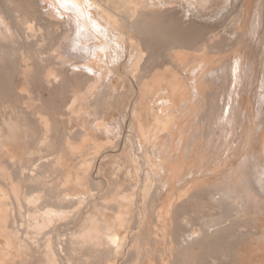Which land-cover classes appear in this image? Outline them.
I'll use <instances>...</instances> for the list:
<instances>
[{
  "label": "bare ground",
  "instance_id": "1",
  "mask_svg": "<svg viewBox=\"0 0 264 264\" xmlns=\"http://www.w3.org/2000/svg\"><path fill=\"white\" fill-rule=\"evenodd\" d=\"M7 1H9V5L12 8L8 7V5H7L8 3L6 2V0H0V66H1L0 68L4 67V69L6 70L7 68L8 69L10 68L9 65L12 67L11 63L9 65L7 64L6 55H8L10 53L12 55V53H14V52L16 53V51L19 50V51H17V53L21 52L22 58L20 56L21 54L20 55H19V53L18 54L16 53V54L20 56V58L23 61V64L20 68H18L19 69L18 70L19 71L18 76H20V78L22 79L23 84L21 82L22 85L20 87L16 88V84L14 86L13 85L10 86L6 82V81L10 82L12 77L9 80H7V79L1 80L0 79V264H73L75 259H77V261H79L82 258L81 256H80L81 257L80 258V257H77L75 255V253H77L78 251H80L81 253H84V256L88 260H91V259L87 258L90 256H92V257L95 256L99 259H104V264H156L154 262H158L159 264H185V263H187V261L188 262L191 261L192 264H195L198 261H199L198 264H208L209 262H211L212 264H264V227L262 229H259L257 226L251 225V223L249 225L248 224L249 221L246 222L244 219L240 220L237 217L238 214L241 212L244 214L248 213V216H249V214L252 213V215H255V216L257 215V217L259 215L264 214V125L260 122V115H261L262 111H260V109H258V108H257L258 110L256 109L257 113L254 116H255V119H256L255 122L257 125L256 136L259 140H257V142L255 143L256 146L253 147L252 150L250 151L249 157H247L250 159V160H248V163H247L248 166L244 165V167H243L244 169L238 170L236 173L239 172V174L236 175L234 173V176L232 177L231 181L229 182V187H227L226 190H225V188H223L219 185L213 186V184L202 185L200 187H197V185L196 186L194 185L190 188L189 191L187 190V193L184 192V195H182V194L178 195L177 194L178 199H179L177 201V203L175 205L173 203H169V206H171V207L173 205L175 206V207L173 206L175 213L171 217V220L167 221L168 223L165 221L163 224L161 223L162 225H159L160 222L158 220H157L158 224L156 223V221H155L156 217H153L154 220L146 221L145 216H146V214L148 215V213H146L145 212L146 210L143 209L145 207H143V205L141 206V202H143V203L145 202L150 188L152 191V188L155 186V183L159 184V182H160L164 186H168V185L169 186L170 185L171 186H181V184L183 185L184 180H187V181H189V183L190 182L192 183L193 180H197V179L202 178L203 174L205 173L204 169H203L204 167L202 166L203 164L201 165V163H204L206 161V158H202L201 160H198L199 158L196 159V156L190 155L191 157H189V159H190L189 169H188V172L186 174H184L185 178H182V179L180 177L177 178V171H178V169L182 168L181 166L183 165L182 164L183 159H185V157L188 155L186 150L188 149V145H190L191 141L187 146L183 145L180 148L181 150L186 151L185 152V154H187L186 156H180L177 160L175 159L174 161L171 160L172 159L171 155H165L164 156L161 153V155H163L164 157L160 156L159 152L157 151V149H159V146H160L158 144L159 142L156 143L155 141H153L152 137L155 136L154 140H156L158 138L157 132L159 130H161L162 127L164 126L163 122H159L158 118L167 117L168 115H170L168 112L170 107H164L163 106V108H161V112H160L158 110L161 106H158L157 104L159 102H162L163 104H165L166 103L165 101L171 102L173 100V98L174 99H179V97L182 98L184 96V94L188 95L189 90H191V91L195 90V93H197V94H198V92L201 93L202 87L205 88L204 86L209 84V83L208 84L205 83L206 85L202 86V83L204 82V80L208 79L212 83L215 82V80H218V82H219L218 85L221 84V87L224 86L225 89L224 88L223 89L225 90V93H226V95H225L226 96L225 106L236 107L233 103L235 101H237V98H236V96L238 95L237 90H238L240 85L245 84L244 83L245 77L243 78V75H242L243 68L245 66L244 63H246V62H244V59L246 58L245 57V51L243 49H238L239 51L238 52L236 51L237 54L235 52V55L232 57L233 59H232V62L230 64H228V62H225V60L223 61V59H222L223 64L221 63L220 60H219V63H221V64H218L217 63L218 61H217L216 65L217 64L221 65L219 68H217L218 66L214 65L211 62L212 60L209 61L206 58L207 57L206 56L207 54L205 53L206 47L205 48L200 47L202 50V53L198 54L199 58H197V56H196V59H198L197 60L198 62L193 63L190 67H189V65H185L186 67L183 65V64H186V62L183 61L184 58L182 57V55L180 53H177L174 56L175 60H177L179 63L182 64V68L184 69V71L186 70L188 72L187 74L192 73V76L194 77L192 79L195 80V83L192 86L183 87V85H181L179 83V81L175 82V79H177L178 77H180V75L183 74V73L181 74V72L175 74L173 77H176V78H174V79L172 78V80L169 79L168 82H166V80H168V79H166L165 82L159 83L158 82L159 79L157 78V76H154L155 80L151 83L152 87L155 88V86H156L157 89L155 88V90L158 91V95H159V93H161L163 91L166 94V96L163 95V93H162L159 98L154 99L155 100L154 102L159 107L158 108L156 106L157 112H155L156 109L154 111V108H153L155 103L153 104V106H149L150 108H148V107H147L148 109L146 108V106L151 102L150 100L152 99V97L155 98L152 94L157 93L155 91L152 92V94H151L152 96H150V98H148V99H150L149 100L150 102L147 105H145V107H144L146 110L145 111L143 109L142 110L145 113L147 111V113H146L147 114V116H146L147 121L152 122L153 125H157L158 122H159V124L157 126H155L154 128L152 127V129H150L148 127L146 128V133L144 135L145 137L147 136V138H145V140H146L145 146H144L142 140L140 141V142H142V143H140V144H142L141 145L142 147L140 149H143L144 151L143 150L142 151L145 152V154H143V152L141 153L142 157H143V158L141 157L142 159H140L141 154H139V157H138L139 152L134 153L131 150V152L134 154H132V155L130 154L131 156L129 157L128 163H129V165L130 164L131 165H130V167H128V168H130V169H128V174L130 175V173H132V172L135 173V178L133 177L134 181L132 180V182H129L126 184L124 183L125 186L127 184L130 185V183H131V187H129V188L131 189V191L133 193H135L142 186V184H140L137 181L138 179H136V178H141L140 176H142L144 174L145 178L143 179V181H144L143 189L145 191L142 195H140V193L133 194L130 191V189L128 191H125V192H121V191L118 192V190L115 187L117 192L116 191L113 192V189L111 190V188H112V186H111L108 189L109 192L111 190V193L104 200L108 201L110 204H117L118 206L114 205V206H116L117 210L111 209L110 207H108V205L104 207L103 204H101V203L97 204L96 203L97 205L94 204V208L91 209V211H89V213L85 216L82 213H80L82 208L84 207V205L82 203H84L86 200V202L84 203L85 205L92 204L93 201L97 198V197H94L95 196L94 189H92V190L90 189V188H92V187H90V185L92 184V183L90 184V182H92V180L89 177V174H88L89 171L86 172L83 169V171L81 172L80 170H78V168L75 165L77 162L75 164H73L70 160H67V158L64 156H65L66 151L67 152L69 151L70 155L76 156L77 158L74 157L75 159H78V157H80V156H85L87 151H91V153L92 152L93 153L94 152L100 153L103 150L102 149L103 144L101 143V141H99L96 138H94V140L91 142L89 141V139L87 137L77 139V137L74 136L75 134L72 136V134H73V131H72V134L69 132L71 135L68 134L63 139L64 140L63 143H65V149H60V146H58L59 147L58 148V151H59L58 156L56 154L57 151L55 152L56 155L53 154L54 156H57V157H54L55 159L53 158L55 161H53V159L51 158L52 162H54V163H52V165H51V163L48 162L51 160H48L49 158H47V156H46V159L48 161H46V160L43 161L44 157L40 156V155H44V154H41V152L43 151L44 148L51 146V143L53 142L52 140L56 139L55 138L56 131L54 130V125L52 122L53 120L51 117H49V114L44 112L46 107L50 108V109L51 108L54 109L53 103L45 102V104H43L42 91L37 92V94H38L37 96H39L37 104L34 103L33 98L29 97L27 99L26 97H23V96L25 95L27 86L30 84L31 79L34 76H37L39 78V80L41 81L42 85L47 86L49 89H53V88L59 89L62 86L64 88V85H66L68 82V77L71 76V77H77L78 78L79 76H82L86 80H88V82H89V85L86 87V92H85V94H83V93H80V91L82 92V90H79V89H78L79 91L75 90L73 93H71V95L73 94V99L71 100V103L67 106V109L71 110V112L73 111L74 114L77 115L82 109V105L77 106V102H78L77 98H79L80 96L83 97L85 95L88 96V94L89 95L95 94L97 99L98 98L100 99L101 93H103V92L99 91V84L103 81V79L95 74V72H97L98 69L96 68V65L94 64L93 61L78 62V61H75L72 58H70V56H67L68 54L64 55L65 52L58 53L57 51H55L54 53H50L51 59L53 61L59 62L61 64L60 68L57 67L56 65H53V64L46 65L45 61L47 60V57H46V54H44L46 52H44L43 47L47 42L45 41L46 35L44 32H42L43 28L41 26H39V27L36 26L37 28H35V26H34L36 24L35 20H37V19L36 18H34V19L30 18V16H29L30 14H27L29 11L27 13H24L26 11H24L22 13V11L20 12V10L17 6H15V5L12 6V3H14L13 1H10V0H7ZM69 1H71V4L74 6H77L80 3H83L88 8H91V7L96 8L95 7L96 5L92 4L91 0H69ZM165 1H166V2H164L165 4L163 3L164 4L163 8L165 5L168 4L167 3L168 1L167 0H165ZM176 1H178V0H176ZM181 1L182 0H180L179 3H182ZM198 1L200 2V4H203L205 6V4L207 5V3L210 0H197V2ZM221 1H225V0H221ZM47 2L48 3L50 2V4H51L52 2H55V0H38V6H39L40 10L42 11L43 16L45 14L47 15V13L44 12V9L46 8L45 4ZM183 2H185V0ZM188 2H192V1H188ZM240 2L242 3V4H239V5H241L240 6L241 11L244 12L245 9L249 12L251 11V9L253 7V4H252L253 2H251V0H241ZM174 3L175 2H173V4ZM160 4H162V3H160ZM169 4H170V2H169ZM173 4H172V0H171L170 5H173ZM175 4H177V2ZM19 5H21V4H19ZM214 5L215 4H213V6ZM219 5H220V3H219ZM235 5H237V3L233 4L232 7H234ZM190 6L193 7L192 5H190ZM190 6H189V9L191 8ZM259 6H260V3H259ZM172 7H174V6H172ZM225 7H227V5L226 6L224 5V8ZM232 7H230V8L227 7L228 8V9L226 8L227 10L222 9V11L220 12V16L218 18H217V15L214 14L215 12L212 14H209V15L207 14L208 17H206V18H208V19L210 18V20L213 23H217V24L220 23V25L221 24L224 25L223 23H225L226 19L228 18L229 12L232 14V12H231L232 10H230ZM165 8L167 11L172 10L171 7H169V6H167V7L165 6ZM180 8L183 11L182 7H179V10H180ZM215 8H217V7H215ZM260 8H261V6H260ZM175 9L176 8H174L173 10H175ZM220 9L221 8H219V11H220ZM256 9H257V7H256ZM162 10L165 11V9H162ZM176 10H178V9H176ZM199 10H200V8H199ZM212 10H214V9H212ZM186 11L187 10H185V14H183L181 12L180 13L183 15H186ZM188 11H189L188 13H190V10H188ZM30 12H32V11H30ZM140 12H142V11H140ZM144 12H146V11H144ZM157 12H159V11H157ZM251 12H250V14H251ZM149 13H151V12H149ZM152 13H155V11L154 12L152 11ZM163 13H165V12H163ZM106 14L110 15L111 18H113V16L116 18L119 17L117 13L112 12V11H111V13L106 12ZM142 14L144 15V13H142ZM142 14H139V15H142ZM147 14H148V12H147ZM158 14L160 16L161 13H158ZM231 14H230V16H231ZM56 15L54 13H52L51 16H49V15H47V16L52 17V19L55 22L59 23L60 17L58 16L59 17V19H58ZM97 15L98 16H95V14L92 15V17L89 19V21L91 23H93V22H96L98 20L103 19L107 25V30H108L111 26L110 25L111 23L106 20L104 13L98 10ZM191 16H195V19L197 18L196 13L195 14H193V12L190 13L189 17H191ZM240 16H242V15H240ZM249 16H250V19H249L248 24H250V20H251L252 15H249ZM184 17H186V16H184ZM262 17H263V15H262ZM43 18H39V19L44 21ZM120 18H121V16H120ZM125 18H127V17L125 16ZM132 18H133V16H132ZM156 18H157V16H156ZM203 18H204V22H207V19L205 21V17H203ZM63 19H64V22L69 23V21L66 17H64ZM239 19H240V17H239ZM239 19H237V20H239ZM126 20L125 19L122 20L121 23L125 24L126 25L125 27H127L130 31H131V29H133L136 33H138V31L141 30V29H139V30L137 29L138 28L137 26L139 25V23L135 22V21H137V18H136V20L134 19V23L132 20H129V19L127 21ZM186 21L187 20L185 18L184 22H186ZM187 23H188V21H187ZM242 23L243 22H241L240 26H242ZM236 24H237V22H236ZM250 25H248V26H250ZM237 26H239V25H237ZM158 29H160V28H158ZM237 30L241 31V27H239V29H237ZM237 30H235V32ZM87 31L89 32V28L87 29ZM212 31H214V30H211V32ZM249 31H250V29H249ZM135 32L134 33L132 32V33L135 34ZM232 32H233V30H232ZM127 33L129 34V31ZM236 33H237V36H235L233 38L230 36L226 37V35H225V37L227 38V40L228 39L232 40V41H228L229 46L231 45L233 47L239 48L240 44L242 43L241 40L243 39V34L245 32L239 33V31H238ZM128 34H127V37H128ZM213 34L214 35H211V36L215 40V37H217L218 34H215L214 32H213ZM233 34L236 35L235 33H233ZM246 34H247V30H246ZM141 35H143V33ZM159 35H160V31H159ZM149 36L150 35H148V37ZM133 38L135 39L134 35H133ZM213 38H211V39H213ZM226 38H224V40ZM249 38H251L250 35H249ZM138 39H141V38L138 37ZM161 40H165V37H161ZM173 40H172V43H174ZM196 41L199 44L198 39L195 40V42L193 41L194 44L196 43V45H197ZM193 42H191V44ZM144 43H145V41H144ZM225 43H226V41H225ZM76 44L78 45L79 43H76ZM171 44L169 43L168 47ZM191 46H193V44ZM191 46H189V48ZM231 46L230 47L227 46V47L231 48ZM31 47H36V49L39 48V50H40V51L39 50L34 51L32 48V50L34 51L33 54H35V56H37V53L39 54L38 57L40 59L39 61H41L40 64L44 66V67L42 66L43 67L42 70H36L37 66L35 67L34 64L31 62L34 58V57L32 58L33 55L31 56L29 54L32 51L28 52L31 49ZM68 47H70V46H68ZM172 47H173V45L169 48L171 49ZM10 49H11V51L12 50H15V51L11 52ZM79 49H80V51L83 49L85 50L84 43L79 44ZM191 49H194V48L191 47ZM137 50H138L137 55H135V56H137V58H139V57H141L140 55H143V53H147L148 47H147V45L140 43V48ZM9 51H10V53H9ZM196 52H198V51H196ZM13 56H15V55H13ZM148 57H150L151 59L153 58L152 55H148ZM192 57H193V55H192ZM65 58L68 59L67 62L65 61ZM150 58H148V63H150ZM196 59H194V60H196ZM225 59H226V57H225ZM215 60H218V59H215ZM10 62H12V61H10ZM187 64H188V62H187ZM14 67H16V65H14ZM156 70H157V68H156ZM13 71H15V69ZM141 71L142 70L137 71L136 73L139 74V72L141 73ZM179 71H181V70H179ZM7 72H10V71H7ZM154 72L156 73V71H154ZM10 73H12V72H10ZM13 73H15V72H13ZM136 73L133 75V77H134L133 79H135V78L138 79L139 84L144 85L146 87V85H145L146 83L142 84L143 82H145V81H143L144 78L140 79V76L137 77L138 74H136ZM210 75H211V77H210ZM6 76H7V74H6ZM8 76H9V73H8ZM129 79H130V77H129ZM4 80H5V82H4ZM147 83L149 84V82H147ZM153 85H155V86H153ZM216 85H214V86H216ZM214 86H212V87H214ZM262 87H263V89L259 94V103L261 105L264 104V77L262 80ZM112 88L113 89H111V90H116V86L112 85ZM207 88H208V86H206V88L204 90H206ZM210 88H211V85H210ZM221 90H222V88H221ZM213 91H215V90H213ZM239 91L241 92V90H239ZM147 92H148V94L150 93L149 91H147ZM179 92H181L183 94H180L179 96H177L176 93H179ZM217 92H219V90ZM223 92H222V94H223ZM143 93H145V92L142 91V94ZM162 95H163V97H162ZM234 95H236V96H234ZM221 96L222 95H220V97ZM148 97H149V95H148ZM220 99H222V98H220ZM207 102H208V100H207ZM145 103H146V101H145ZM209 103L211 104L210 100H209ZM209 103H208V105H209ZM221 103L223 104V100L221 101ZM57 104H59V103H57ZM150 105H151V103H150ZM208 105H206L205 107H207ZM214 106H215V103H214ZM18 107H19V109H18ZM209 107H210V105H209ZM219 107H221V106H219ZM219 107H217V108L219 109ZM17 109L19 111H16ZM84 111H86V110H84ZM204 111H207V110H204ZM67 112H69V111H67ZM150 113L152 115H150ZM206 113L204 112V114H206ZM85 114H87V113H85ZM146 114H144V115H146ZM60 115H62V114H60ZM72 115L69 117H72ZM206 115H208V113ZM200 116L198 117L199 118L198 120H200ZM63 117H64V115H63ZM69 117H67V119ZM91 117H92V115L90 116V118ZM151 117H152V119H151ZM96 118H97V116H96ZM261 119H262V117H261ZM30 120L35 121L38 124V126L40 127L39 132L42 136L41 139L39 138L40 142L38 141L40 143V146H39L40 154L39 155H37L38 153L36 154L37 156H40V157L34 158V160H30V161H29V159H27V162H25L24 157H25L26 153H32L30 150L31 148L30 147L28 148L26 146L28 136H29V129L28 128H29ZM69 120H71V119H69ZM59 123H60V121H59ZM97 123H99V122L97 121ZM227 123L231 129L234 127L232 120L229 119ZM97 125H99V124H97ZM100 128H102V127L100 126ZM103 128H104V126H103ZM234 129H235V127H234ZM96 130H97V128H96ZM105 130L109 131L107 126H105ZM232 132H233V130H232ZM60 133H62V131ZM159 133H160V131L158 132V134ZM38 134H37V136H38ZM88 134L91 135L90 133H88ZM94 134H97V133L94 132ZM230 134H232V133H230ZM37 136L35 138H37ZM62 136H63V134H62ZM91 136H93V135H91ZM230 137H232V136H230ZM20 138L23 139L25 141V143L21 142ZM62 138H60V141ZM142 139L144 140V138H142ZM30 140H32V139H30ZM30 140H29V143H30ZM229 140H230V138H229ZM32 142H34V141H32ZM207 142H208V144L206 145L205 148H207V146L209 148V145L212 143L211 140H209ZM58 145H60V144H58ZM146 146H147V148L145 149L144 147H146ZM31 147H32V145H31ZM34 147H33V149L35 151ZM234 148H235V146H233V149ZM201 149H204V148H201ZM181 150H179V151L181 152ZM189 150H190V148H189ZM201 153H202V151H201ZM100 156H98L97 158L99 159ZM118 157H120V156H118ZM204 157H205V154H204ZM80 159L82 160V158H80ZM185 161H186V159H185ZM217 161H219V160H217ZM97 162H98V160H97ZM99 162H100V160H99ZM86 163H87V161L85 162V164ZM118 163H120V161ZM118 163L116 165H118ZM82 164H83V162H82ZM78 166H80V163ZM87 166H89V165H87ZM90 166H91V164H90ZM95 166H97V165H95ZM126 166L127 165H125L124 167H126ZM89 167H88V170H90V168H91V167L90 168ZM145 167H147V170L145 169ZM217 167H220V169L222 170V167L220 165H218ZM50 168H52L51 171L53 173V174L52 173L49 174L50 176L51 175L55 176V174H56V173L54 174L55 169L58 172L60 171L62 174L61 177L58 179H56L57 177L55 176V179L58 180L55 182V185H56V188L54 187L55 190H50L46 186V185H49L51 183L54 184V180H52L54 178L53 176H52L53 178L51 179L52 181L46 180V177H47L48 172L50 171L49 170ZM57 168L60 170H58ZM100 168L101 167H99V169ZM122 168H123V166H122ZM79 169H82V168L80 167ZM86 169H87V167H86ZM96 169H97V167H96ZM206 169H207V167H206ZM217 169H216V171H217ZM116 170H118V169L116 168ZM119 171H120V169H119ZM209 171H210V169H209ZM141 173H143V174L140 175ZM162 173L164 174L163 175L164 177L163 178L160 177V179H159L158 175L160 176V174H162ZM182 173H183V171H182ZM97 175H99V174H97ZM117 175H118V173H117ZM120 176H121V174H120ZM156 176L158 177L157 179H159L160 181L155 182ZM179 176H181V175H179ZM102 177H104V175ZM130 177H131V175H130ZM130 177H129V180L131 179ZM175 177L177 179H175ZM49 178H51V177H49ZM127 178H125V179H127ZM204 178H206V177H204ZM121 179H123V178H121ZM125 179H124V181H125ZM201 180H204V179H201ZM205 180H207V179H205ZM36 181L42 182V185H43V186H41L42 188H39L41 185L40 182H39L38 188H37V185L35 186ZM105 181H103V182L105 183ZM169 181H171V183H169ZM106 182H108V180ZM202 182L203 181H201L200 183H202ZM109 183H111V181ZM119 183H118V185H119ZM97 184H99V182ZM112 184H110V185H112ZM204 184H206V183H204ZM221 184H222V182H221ZM100 186H99V189H101V188L103 189V187L100 188ZM226 186H228V185H226ZM161 187L163 188V186H161ZM161 187L159 186L158 189H160ZM97 188H98V186H97ZM172 188H174V187H172ZM96 189H95V191H96ZM167 189L168 188H166L164 190L167 191ZM175 189H177V187ZM181 189H182V186H181ZM124 190H125V188H124ZM161 190L163 191V189H161ZM92 191H93V194H92ZM97 191H99V190H97ZM105 191L106 190H104V192ZM157 191H159V190H157ZM160 192H158V193H160ZM96 193H99V192H96ZM130 193H132V194H130ZM153 193H155V192H153ZM158 193H156V195ZM162 193L160 194L161 196H163ZM166 194H164V195H166ZM106 195L107 194H105V196ZM103 196L100 197L101 200H102V198H105ZM170 197H169V199H170ZM171 199H174V198H171ZM194 200H198V201L204 203L205 205L211 207L215 211L216 210L219 211V214L217 213L218 216L214 215L215 217H213V219H210V220H208V217H207V220H205V221H204V218H205L204 217L203 220L201 221V222H203V221L204 222L201 225L200 224L199 225H195V224L191 225V221H187V219L189 217L186 216V213L188 214V212H186L185 216H184V218L186 217L187 219H183L182 216H180V215H182V214H180V211H183V209L187 210L189 207H191L192 201H194ZM169 201H172V200H169ZM164 203H165V200H164ZM79 204H81V205H79ZM82 205H83V207H82ZM100 205H102L103 207H101ZM146 205L147 204H145V206ZM167 205H168V203H167ZM137 206L139 209L138 208L135 209ZM169 206H168V209H169ZM30 207H32V209ZM171 207H170V209H171ZM109 209L112 210L111 213L108 212ZM161 210L163 211V209H161ZM83 211H84V209H83ZM197 211H195V212H197ZM171 212H173V209ZM159 213H160V217H161L162 212H159ZM199 214H200V212H199ZM214 214H216V213L214 212ZM201 215H203V214H201ZM196 216H198V215H196ZM245 216H247V215H245ZM24 218H26V220H24ZM162 218H160V219H162ZM209 218H212V217H209ZM77 219H78V224L81 223V227L78 228L77 227L78 224H77L76 230H73L75 227L72 228V233L70 232L69 229L66 230V233H63V236H66L64 234H68L69 232H70L69 235L70 234L71 235L67 236L69 238H63L61 233H59L60 230L63 228V226L69 227L68 224H71L72 222H76ZM164 219H166V218L164 217L163 220ZM243 220L245 222H242ZM246 220H248V217L246 218ZM255 220L259 222V220H257V219H255ZM262 220H263V218H262ZM179 223L186 224L183 226L184 227L186 226L187 229H184V228H182V230L181 229L180 230L175 229L174 225L179 224ZM146 225H147V227L150 225H154L155 233H154V231H152V229H150L151 231H147L148 232V234H147V232L144 230ZM158 226H160V228H158ZM156 227L158 229H161L162 233L160 232L161 230L156 229ZM148 229H149V227H148ZM144 232H146V233L144 234ZM47 234H53V235H51L53 237L49 238L47 240L41 241V238L46 236ZM151 234L152 235L155 234L156 236L158 235L159 238H161V236H163V239H165L163 241H165V242L167 241L166 243L165 242L164 243L167 244L168 247L167 248L165 247L166 249L161 251L162 249H160V248L158 249L160 241H158L156 239V241H158V244L156 243L157 245H155V248H154V246H153L154 244L152 245L150 242L151 239L149 240L147 238V236H149V235H150L149 238H151V236H152ZM159 235H161V236H159ZM61 236L63 239H58V237L60 238ZM36 237H38V240H35V239H37ZM212 238L216 239V241L214 243V246L216 249L215 255H210V254H208V252L206 254L201 255L199 250L202 249L204 244L210 242V240ZM245 242H252L253 243L252 245H254V247L256 248V253L253 254V256L250 258L247 257L249 259L247 262L242 261L241 258H240L241 260L237 261V260H235L237 258L234 259V256L236 255V253L233 252L231 250V248H233L232 247L233 245H242L243 246V244ZM149 246L153 247L154 251H151V248ZM212 247L211 248L209 247L210 250L212 249ZM158 251H161L162 254L160 256V259L158 261H156L155 258L151 257V254L153 252H158ZM74 255L76 256L75 259H74ZM78 258H79V260H78ZM84 258L82 259L83 262L86 261V259H84ZM82 261H80V262H82ZM80 262H79V264H80ZM90 262L88 261V263H90ZM85 263H87V262H85ZM77 264H78V262H77Z\"/></svg>",
  "mask_w": 264,
  "mask_h": 264
},
{
  "label": "rangeland",
  "instance_id": "2",
  "mask_svg": "<svg viewBox=\"0 0 264 264\" xmlns=\"http://www.w3.org/2000/svg\"><path fill=\"white\" fill-rule=\"evenodd\" d=\"M10 1L14 2V3H12V6H14V5L17 6L19 8L20 12L22 11V13H23L24 11H26L24 13H27L29 11L27 14H30L29 15L30 18H32V19L36 18L37 19V20H35L36 24L34 23L35 28H37L36 26H38V27L41 26L43 28L42 32L45 33V35H46L45 41L47 42L43 47L44 52H46L44 54H46V57H47V60L45 61L46 65L53 64V65H56L57 67L60 68L61 64L59 62L53 61L51 59L50 53H54L55 51H57L58 53L65 52L64 55L68 54L67 56H70V58H72L73 60L78 61V62L93 61L94 64L96 65V68L98 69V71L95 72V74L103 79V81L99 84V91L103 92V93H101L100 99L98 98L99 100L97 99L95 94H93V95L88 94L89 97L87 95H85L83 97L80 96L79 98H77L78 99L77 106L82 105V109L77 115L74 114L73 111H72L73 112L72 113L71 110L67 109V106L71 103V100L73 99V94L71 95V93H73L75 90H78V89L82 90V92L80 91V93L85 94L86 87L89 85V82H88V80H86L82 76H79L78 78L77 77H71V76L68 77V82L66 84L67 86L64 85V88L62 86L59 89L58 88L49 89L47 86L42 85L41 81L39 80V78L37 76H34L32 78L33 80L31 79L30 84L27 86L25 95L23 96V97H26L27 99L29 97L33 98L34 103L37 104L38 99H39V96H37L38 95L37 92L42 91L43 104H45V102L53 103L54 109L53 108L50 109V108L46 107L44 112L49 114V117H51L53 120L52 122L54 125V130L56 131V135H55L56 139L52 140L53 142L51 143V146L47 145L48 147L44 148L43 151L41 152V154H44V155H40V156L44 157L43 161L51 160V161H48L49 163H51V165H52V163H54V162H52V159L54 157L58 156V152H59L58 146H60V149H65V143H63V141H64L63 139L68 134L71 135L72 131H73L72 136L75 134L74 136H76L77 139L87 137L89 139V141L91 142L94 140V138H96L99 141H101V143L103 144L102 145L103 146L102 147L103 152L101 151L102 153L101 152L100 153H97V152L91 153V151H87L88 153L86 152L85 156H80V157H78V159H75V158H77L76 156L70 155L69 151L65 152L64 157H66L67 160H70L73 164H75L77 162L75 165L78 168V170H80L81 172L83 171V169L86 172L89 171L88 174H89L90 179L92 180V182H90V184L92 183L90 185V187H92V188H90V189L91 190L94 189V194H95L94 197H97L93 201L92 204H87L88 206L84 204L86 202V200H85V202L82 203L84 205V207L82 205L83 208H82L80 213H82L83 215L86 216L89 213V211H91V209L94 208V204H96V203L97 204L101 203V204H103L104 207L108 205V207H110L111 209L117 210L116 209V206H118L117 204H110L108 201H106L104 199H106V197H108L110 195L112 189H113V192H115V191L117 192V190H118V192L119 191L125 192V191H128L130 189L129 187H131V183H130V185L127 184L126 186H125V184L132 182V180L135 178V173H133V172H132L133 174L130 173L131 177L128 174V169H130L128 167H130V165H131V164L129 165V163H128L129 157L132 154H134L135 152L136 153L139 152L138 153V157H139V154H141L144 151L143 149H140L142 147L141 146L142 144H140V143L143 142L144 146L146 144L145 138H147V136L146 137L144 136L146 133V128L148 127L150 129H152V127L154 128L155 126H157L159 124V122H163L164 126L162 127L161 130H159L160 131L159 134H158L159 131L157 132L158 138L156 140H154L155 136H153L152 140L155 141L156 143L159 142L158 144L160 146H159V149H157V151L159 152L160 156L164 157L165 155H171L172 156L171 160L174 161L175 159L177 160L180 156H186L187 154L189 155V156L187 155L188 157L187 156L185 157L187 162L185 161V159H183V163H182L183 165L181 166L182 168L178 169V171H177V178L178 177H180L181 179L185 178L184 174H186L188 172V169H189V162H190L189 157L196 156V159L199 158L198 160H201L202 158H206L207 162L205 161L204 163H201V165L203 164L202 166L204 167L203 169L205 172L203 174L202 178L197 179V180H193L192 183L191 182L189 183V181L184 180L183 185L181 184L182 189H181V186H171V185L170 186L169 185L164 186L160 182H159V184L155 183V186L153 187L154 189L152 188V191L150 188L145 202L144 203L141 202V206L143 205V207H145V208H143V207L142 208L144 210H146L145 211L146 213H148V215L146 214V216H145L146 221L154 220L153 217H156L155 221L157 224H158V221L160 222L159 225H162L165 221L166 222L170 221L171 217L175 213L174 212V207H175L174 205L179 200L178 199L179 194L184 195V192L187 193V190L189 191L190 188L194 185L195 186L197 185V187H200L202 185L213 184V186L219 185V186L225 188V190H226L227 187H229V182L231 181L232 177L234 176V173L237 175V174H239V172L238 173H236V172L238 170L244 169L243 168L244 165L248 166L247 163H248V160H250V159L247 157H249L250 151L252 150L253 147L256 146L255 143L257 142V140H259L256 136L257 125L255 122L256 119L254 116L257 113L258 109H260V111H262L261 115H260V122L264 125V114H263L264 113L263 112L264 111V104L261 105L259 103V94L263 89L262 80L264 77V69H263L264 68V0H251V2H253L252 3L253 7L251 9L252 12L250 11L251 14L246 9L244 10V12L241 11V8H240L241 5H239V4H242L240 2L241 0H230V1L229 0L228 1L227 0H225V1L210 0L208 2L209 4L207 3L208 6L210 5L209 7L206 4H205V6L203 4H200L199 1L197 2V0H188V1H192V2H188L187 0H185V2H183L184 0H182L181 2L183 4L179 3L180 0H178V1L172 0V4H173V2H175V3L177 2V4L174 3L175 5L174 4L170 5L171 0H167L168 4L165 5L166 7L169 6V7H171L172 10L174 8L178 9V10L175 9L173 11L172 10L167 11L165 6L163 8V5L165 4L164 2H166L165 0H161V1L160 0H91L92 4L96 5L95 6L96 8H92V7L88 8L83 3H80L77 6H74L71 4V1H69V0H55V2H52L51 4H50V2L49 3L47 2L45 4L46 8L44 9V12L47 13V15H49V16H51L52 13H54L55 15L57 14L56 15L57 18L59 19V17H60L59 23L55 22L52 19V17H49L46 14L43 16V13L38 6V0H34V1L33 0L32 1L31 0H10ZM6 2L8 3L7 4L8 7L12 8L9 5V1L6 0ZM169 2H170V4H169ZM18 3L21 5H19ZM160 3H162V4H160ZM219 3H220V5H219ZM235 3H237V5L232 7L233 4H235ZM259 3H260L261 8L259 6ZM213 4H215V5L213 6ZM190 5H192L193 7H191ZM224 5L225 6L227 5V7H229V8L232 7L230 9V10H232L231 11L232 14L229 12V15L227 18L228 20L226 19L225 23H223L224 25H222V24L220 25V23H218V24L213 23L210 20V18L209 19L206 18V17H208L207 14L209 15V14H212L214 12H215L214 14L217 15V18H218L220 16V12L222 11V9L224 10L227 8V7L224 8ZM172 6H174V7H172ZM178 6L182 7L183 11L181 10V8L179 10ZM189 6L191 7L190 9H189ZM215 7H217V8H215ZM256 7H257V9H256ZM199 8H200V10H199ZM219 8H221L220 11H219ZM162 9H165V11ZM212 9H214L215 11ZM98 10L103 12L106 20L111 23L110 24L111 26L108 30H107V25L103 19L98 20V21L93 22V23H91L89 21V19L92 17V15L95 14V16H98L97 15ZM185 10H187L186 15H183V14H185ZM188 10H190V13H192V12H193V14L196 13L197 18L195 19V16L189 17L190 13H188L189 12ZM30 11H32V12H30ZM111 11L117 13L119 17L116 18L113 16V18H114L113 19L110 17V15L106 14V12L111 13ZM140 11H142V12H140ZM144 11H146V12H144ZM152 11L153 12L155 11V13L157 11H159V12H157L155 14V13H152ZM147 12H148V14H147ZM149 12H151L152 14ZM163 12H165V13H163ZM180 12L183 14H181ZM142 13H144V15ZM158 13H161L160 16ZM139 14H142V15H139ZM230 14H231V16H230ZM240 15H242V16H240ZM249 15H252L251 20H250L251 25L248 24L249 19H250ZM262 15H263V17H262ZM120 16L122 19L120 18ZM125 16L129 20H132L133 23H134V19L136 20V18H137V21H135V22L139 23V25L137 26L138 27L137 29L138 30L141 29L138 31V33H136L133 29H131V31H130L127 27H125L126 26L125 24L121 23L122 20L127 19V18H125ZM132 16H133V18H132ZM156 16H157V18H156ZM184 16H186V17H184ZM38 17L39 18L44 17L43 18L44 21H42ZM64 17H66L68 19L69 23L64 22V19H63ZM203 17H205V21L207 19V22H204ZM239 17H240V19H239ZM185 18L188 21V23H187V21L184 22ZM237 19H239V20H237ZM236 22H237V24H236ZM241 22H243L242 26H240ZM237 25H239V26H237ZM248 25H250V26H248ZM239 27H241V31L237 30V29H239ZM88 28H89V32L87 31ZM158 28H160V29H158ZM249 29H250V31H249ZM211 30H214V31L211 32ZM232 30H233V32H232ZM235 30H237L236 32L239 31V33L245 32L243 34L244 40L243 39L241 40L242 43L240 44L239 48L233 47L231 45H230L231 48H228V47H230L228 41H232V40H229V39L227 40L226 37L230 36L233 38V37L237 36V33L235 32ZM246 30H247V34H246ZM128 31H129V34L127 33ZM159 31H160V35H159ZM132 32L133 33L135 32L136 35L133 34ZM213 32L215 34H218V36L215 37V40L211 36V35H214ZM142 33H143V35H141ZM233 33H235L236 35H234ZM127 34H128V37H127ZM133 35L135 36V39L133 38ZM148 35H150V36L148 37ZM225 35H226V37H225ZM249 35L251 38H249ZM160 36L165 37V40H161ZM138 37L141 39H138ZM210 37L213 39H211ZM224 38H226V39L224 40ZM197 39H198L199 44H200L199 45L198 42L196 41L198 46L196 45V43L194 44L195 40H197ZM172 40L174 43H172ZM144 41H145V43H144ZM225 41H226V43H225ZM191 42H193L192 43L193 46H191L192 45ZM76 43H79V44L84 43L85 50L83 49L80 51L79 44L77 45ZM140 43L147 45L148 50H147V53H143V55H140L141 57L137 58V56H135V55H137V51H138L137 49L140 48ZM169 43L170 44L172 43L169 47H171L173 45V47L171 49L168 47ZM68 46H70V47H68ZM189 46H191L194 49H191V47L189 48ZM245 46L247 48L249 47L248 48L249 50ZM200 47L201 48L206 47L205 48L206 49L205 53L207 54L206 58L209 61L212 60L211 62L214 65H216L217 61H218L217 62L218 64H221L224 60H225V62H228V64H230L232 62V59H233L232 57L235 55V52L239 51L238 49H243L245 51V57L246 58L244 59V62H246V63H244L245 66H244L243 72H242L243 78L245 77V79H244L245 84L240 85L238 90H237L238 95L237 96L234 95L237 98V101H235L233 103L236 107L225 106V104H226V96H225L226 93L224 90L225 88H224V86L221 87V84H219L220 86L218 85V83H219L218 80H215V82L212 83L208 79H206L202 83V86L209 83L211 85V88H210V85L208 84V85H206V86H208V88L206 90H204L206 88V86H204L205 88L202 87L201 93L198 92V94L195 93V90H193V91L189 90L188 95L184 94V96L182 98H180V97H179V99L173 98V100L171 102L165 101L166 102L165 104H163L162 102H159L157 104L158 106H161L159 108L156 105V103L154 102L155 101L154 99L159 98L162 93L165 96H166V94L162 91L158 95V91L155 90L156 86L153 85V86H155V88L152 87L151 83L155 80L154 76H157V78L159 79L158 80L159 83L165 82L166 79H168V80H166V82H168L169 79L172 80V78L173 79L176 78V77H173L175 74L181 72V74L182 73L183 74L180 75V77H178L177 79H175V82L179 81V83L181 85H183V87L192 86L195 83V80L192 79V78H194L192 76V73L187 74L188 72L186 70L184 71V69L182 68V64L179 63L177 60H175L174 56L177 53H180L182 55V57L184 58L183 61L186 62V64H183V65L184 66L189 65V67H190L193 63L198 62L197 61L198 59H196V56H197V58H199L198 54L202 53V50ZM32 48L34 51L39 50L38 47H37L38 49H36V47H31V49L28 51V52L32 51L29 54L31 56L33 55L32 56V58L34 57L33 60L34 59L36 60V61L34 60L35 62L33 60L31 62L34 64L35 67L37 66L36 70H42V68L44 66L40 64L41 61H39L40 60L38 57L39 54L37 53V56H35V54H33L34 51L32 50ZM10 51H11V49H10ZM10 51H9V53H10ZM12 51L14 52L15 50H12ZM17 51H19V50H17ZM17 51H16V53H17ZM196 51H198V52H196ZM237 52H236V54H237ZM16 53L14 52V53H12V55H11V53L6 55V62L8 65L11 63L12 67L9 65L10 68L9 69L7 68L6 70L4 69V67L0 68V79L1 80H3V79L9 80L12 77L10 82L6 81L7 84H9L10 86L11 85L14 86L16 84V88H18L23 84L22 79L20 78V76H18L19 75V71H18L19 69L18 68H20L22 66L23 61L21 59L22 58L21 52H18L19 55L21 54L20 55L21 58L19 55H17L18 53L17 54ZM13 55H15V56H13ZM148 55H152L153 58L151 59L150 57H148ZM192 55H193V57H192ZM225 57H226V59H225ZM148 58H150V63H148ZM193 58L196 60H194ZM215 59H218V60H215ZM222 59H223V61H222ZM67 60L68 59L65 58L66 62H67ZM219 60L221 61V63H219ZM10 61H12V62H10ZM187 62H188V64H187ZM218 64L216 65V66H218L217 68H219L221 66ZM14 65H16V67H14ZM13 68L15 69V71H13L14 70ZM156 68H157V70H156ZM177 68L181 71H179ZM140 70H142V71H141V73L139 72V74H140L139 75L136 72L140 71ZM7 71H10L12 73L7 72ZM154 71H156V73ZM13 72H15V73H13ZM8 73H9V76H8ZM135 73L138 74L137 77L140 76V79L144 78L143 81H145V82H143L142 84L146 83L145 84L146 87L144 85H140L138 82L139 81L138 79H136V78L133 79L134 78L133 75ZM6 74H7V76H6ZM129 77H130V79H129ZM210 77H211V75H210ZM5 80H4V82H5ZM21 82H22V84H21ZM147 82H149L150 85ZM112 85L116 86V90H111V89H113ZM214 85H216V86H214ZM212 86H214V87H212ZM220 87L222 88V90ZM217 89L219 90V92H217L218 91ZM213 90H215V91H213ZM239 90H241V92ZM142 91H144L145 93L142 94ZM147 91H149L150 93L148 94ZM154 91L157 92L156 93L157 95L155 93H154L155 95L152 94V92H154ZM222 92H223V94H222ZM151 94L155 98L152 97V99L150 100L148 98H150V96H152ZM176 94H177V96H179L180 94H183V93L179 92ZM148 95H149V97H148ZM163 95H162V97H163ZM220 95H222V96L220 97ZM220 98H222V99H220ZM207 100H208V102H207ZM209 100H210L211 104L209 103ZM220 100L221 101L223 100V104L221 103ZM145 101H146V103H145ZM149 102L151 103V105ZM57 103H59V104H57ZM208 103H209L210 107H209ZM214 103H215V106H214ZM153 104H154V107H153L154 111L156 109L155 112H157L156 106L159 108L158 111H160V112H161V108H163V106L164 107H170V109L168 111L170 115H168L167 117L158 118L159 122L157 121L158 122L157 125H153L152 122L147 121V117H146L147 111H146V113L144 112L146 110L144 108L145 105H147L146 108L147 107L150 108L149 106H153ZM206 105H208V106L205 107ZM219 106H221V107H219ZM217 107H219V109ZM18 109H19V107H18ZM18 109L16 111H19ZM84 110H86V111H84ZM204 110H207V111H204ZM67 111H69V112H67ZM204 112L205 113L207 112L208 115H206L207 113L204 114ZM85 113H87V114H85ZM143 113L146 115H144ZM60 114H62V115H60ZM63 115H64V117H63ZM71 115H72V117H69ZM91 115H92V117L90 118ZM95 115L97 116V118ZM150 115H152V114L150 113ZM199 116H200V120H198ZM67 117H69V118L67 119ZM261 117H262V119H261ZM69 119H71V120H69ZM151 119H152V117H151ZM229 119L232 120V123H233V126L235 127V129H234V127L231 129L230 126L228 125L227 122ZM59 121H60V123H59ZM97 121L99 123H97ZM97 124H99V125H97ZM100 126L102 128L104 126V128L102 129V128H100ZM105 126L108 127L109 131L105 130ZM96 128H97V130H96ZM28 129H29V136H28L26 146L28 148L29 147L31 148L30 150L32 153H26V155L24 157L25 162H27V159H29V161H30V160H34V158L40 157L37 155L40 154V152H39L40 143L39 142H40V139L42 138V136L39 132L40 127L38 126V124L35 121L30 120V124H29ZM232 130H233V132H232ZM61 131H62V133H60ZM94 132H96L97 134H94ZM88 133H90L93 136L89 135ZM230 133H232V134H230ZM37 134H38V136H37ZM62 134H63V136H62ZM229 135L232 136L233 138L230 137ZM36 136H37V138H35ZM29 138L32 140H30ZM60 138H62L61 141H60ZM142 138H144V140ZM229 138H230V140H229ZM20 140H21V142L25 143V141L23 139L20 138ZM29 140H30V143H29ZM141 140H142V142H140ZM209 140L212 141V143L210 142L211 146L209 145V148H208V146H207V148H205L206 145L208 144L207 141H209ZM32 141H34V142H32ZM190 141H191V143H190ZM189 143H190V145H188ZM58 144H60V145H58ZM31 145H32V147H31ZM183 145H186V146L188 145V149L186 150L187 154H185L186 151L180 149ZM233 146H235L234 149H233ZM33 147L35 148V151H34ZM144 148L146 149L147 146ZM189 148H190V150H189ZM201 148H204V149H201ZM131 150L134 153H132ZM179 150H181V152ZM56 151H57V153H56L57 156H54V155H56L55 154ZM201 151H202V153H201ZM161 153L164 156L161 155ZM99 154L100 155L102 154V155L100 156ZM143 154H145V152H143ZM204 154H205V157H204ZM97 155L100 156L99 159L97 158L98 157ZM46 156H47V158H49L48 160L46 159ZM118 156H120V157H118ZM141 157H142V154L140 155V159L143 158V157L142 158ZM80 158H82V160ZM54 159H53V161H55ZM97 160H98V162H97ZM99 160H100V162H99ZM217 160H219L220 162ZM86 161H87V163H86L87 165L90 166V164H91V166H90L91 168L85 164ZM119 161H120V163H118ZM82 162H83V164H82ZM79 163H80V166H78ZM117 163L119 166L116 165ZM95 165H97V166H95ZM125 165H127V166L124 167ZM218 165H220L222 167V170L220 169V167H217ZM98 166L101 168L99 169ZM122 166H123V168H122ZM80 167L82 169H79ZM86 167H87V169H86ZM88 167L90 168L91 171L88 170ZM96 167H97V169H96ZM206 167H207V169H206ZM116 168L118 170H116ZM119 169H120V171H119ZM145 169L147 170V167H145ZM209 169H210V171H209ZM216 169H217V171H216ZM49 170L51 171L52 168H50ZM58 170H60V169H58ZM50 171L47 174L46 180L47 181L54 180V184L51 183V184L46 185V186L50 190H55L54 189V187L56 188L55 182L58 181L56 179L60 178L62 174L60 171H59L60 172L59 173L55 169L56 172L54 171V174L56 173L55 176L57 177L55 179L54 175H51V176L49 175L52 173V171L51 172ZM182 171H183V173H182ZM117 173H118V175H117ZM97 174H99V175H97ZM120 174H121V176H120ZM142 174L143 173H141L140 175H142ZM101 175L102 176L104 175V177H102ZM163 175H164L163 173L160 174V176L158 175L159 179H160V177L163 178L164 177ZM179 175H181V176H179ZM49 177H51V178H49ZM129 177L131 178L130 180H129ZM140 177L141 178H136V179H138L137 181L140 184H142V186L135 193H133L130 189V191L133 194L140 193V195H142L145 191L143 189V183H144L143 179L145 178L144 174ZM158 177L156 176L155 182L160 181L159 179H157ZM204 177H206V178H204ZM121 178H123V179H121ZM125 178H127L128 180ZM177 178L175 177V179H177ZM124 179H125V181H124ZM201 179H204V180L207 179L209 182L207 180L204 181ZM105 180L106 181L108 180V182H106ZM103 181H105V183ZM110 181H111V183H109ZM201 181H203V182L200 183ZM39 182L40 181H36L35 186L37 185V188L39 187ZM98 182H99V184H97ZM221 182H222V184H221ZM40 183H41V185L39 188H42L41 187V186H43L42 182H40ZM118 183H119V185H118ZM169 183H171V181H169ZM204 183H206V184H204ZM110 184H112V185H110ZM96 185L98 186V188ZM226 185H228V186H226ZM99 186H100V188L103 187V189L102 188L99 189ZM111 186H112V188L109 192L108 189ZM159 186L160 187L163 186V188L161 187L160 189H158ZM115 187L117 190L115 189ZM172 187H174V188H172ZM176 187H177V189H175ZM124 188H125V190H124ZM166 188H168L167 191L164 190ZM95 189H96V191H95ZM161 189H163V191ZM97 190H99V191H97ZM104 190H106V191L104 192ZM157 190H159V191H157ZM96 192H99V193H96ZM153 192H155V193H153ZM158 192H160V193H158ZM132 193H130V194H132ZM156 193H158V194L156 195ZM161 193L163 194V196L160 195ZM92 194H93V191H92ZM105 194H107V195L105 196ZM164 194H166V195H164ZM101 196H103L105 198H102V200H101V198H100ZM169 197H170V199H169ZM167 198L169 200H172V201H169ZM171 198H174V199H171ZM164 200H165V203H164ZM167 203H168V205H167ZM169 203H173L174 207L169 206ZM145 204H147V205L145 206ZM79 205H81V204H79ZM114 205H116V206H114ZM100 206L103 207L102 205H100ZM168 206H169V209H168ZM170 207H171V209H170ZM30 208L32 209V207H30ZM137 208H138V206L135 209H137ZM83 209H84V211H83ZM111 209H109L110 211L108 210V212L111 213L112 212ZM161 209H163V211ZM172 209H173V212H171ZM195 211H197V212H195ZM159 212H162V213L164 212L163 214L161 213V217H160ZM186 212H188V214ZM199 212H200V214H199ZM214 212L216 214H214ZM185 213H186V216L189 217L188 219L186 217L184 218ZM217 213L219 214V211H217V210L215 211L211 207L205 205L204 203H202L198 200H194V201H192L191 207H189L187 210L183 209V211H180V214H182L180 216H182L183 219H187V221H191V225H194V224L195 225H199V224L201 225L205 220H207V217H208V220H210V219H213V217H215L216 215L218 216ZM201 214H203V215H201ZM196 215H198V216H196ZM245 215H247V216H245ZM260 216L263 218V220ZM162 217L163 218L165 217L167 220L166 219L163 220ZM209 217H212V218H209ZM237 217L240 220L244 219L246 222L249 221V223H248L249 225L251 223V225H255L259 229H262L264 227V214L259 215L257 217V215L256 216L252 215V213L249 214V216H248V213L244 214L241 212L238 214ZM245 217L246 218L248 217V220H246ZM160 218H162V219H160ZM203 218H204V221L201 222L203 220ZM255 219L259 220V222L256 221ZM24 220H26V218H24ZM244 220L242 222H245ZM76 222H72L71 224H68L69 227L63 226V228L60 230L59 233H61V235L63 236V233H66V230H68V229L72 233V228L75 227L73 230H76L77 227L80 228L81 223L78 224V219ZM76 225H77V227H76ZM183 225H186V224H184V223L183 224L182 223L175 224L174 228L178 229V230H180V229L182 230V228L187 229V227L186 226L184 227ZM150 226H148L149 227V229H148V227L146 225L144 230L147 232V231H151L150 229H152V231H154V233H155L154 225H150ZM158 228H160V226H158ZM158 228L156 227V229H158ZM158 230H161V229H158ZM146 232H144V234ZM160 232L162 233V230ZM69 233L64 234L66 236H63V238H69V237H67L69 235ZM147 234H148V232H147ZM51 235H53V234H47L46 236L41 238V241L52 238L53 236H51ZM62 236L60 238L58 237V239H63ZM155 236H156L155 234H153L151 236V238H149L150 235L147 236V238L149 240L151 239V241H150L151 244L152 245L154 244L153 245L154 248H155V245L158 244V241H160L158 249L159 248L162 249L161 251L166 249L168 247L167 244H165L167 241L166 242L163 241V240H165V239H163V236L159 235V236H161V238H159L158 235L156 237ZM38 237H36L37 239H35V240H38ZM156 239L158 241H156ZM215 241H216V239L212 238L210 240V242L206 243L207 245L204 244L202 249L199 250L200 254L203 255V254H206L208 252V254H210V255H215V253H216L215 252L216 249L214 246ZM252 244H253L252 242H245L243 244V246L242 245H233L232 247L234 249L229 246L231 248V250L236 253V255L234 256V259L237 258V259H235L237 261L242 259V261L247 262L249 260L248 258L252 257L253 254L256 253V248ZM209 247L210 248L212 247V249L210 250ZM150 248H151V251H154L153 247H150ZM161 251L153 252L151 254V257L155 258L156 261H158L160 259L161 254H162ZM75 255L77 257L81 256L82 257V258L80 257L81 260H79V258H78L79 261H77V259H75V257H76ZM75 255H74L75 260H74L73 264H77V262L79 264V262L82 261V259L85 257L84 253H81L80 251L75 253ZM87 258H89L91 260H88L85 257L84 259H86L85 262H87V263L82 261V262H80V264H104V259H99L95 256H93V257L90 256ZM88 261L89 262L91 261V262L88 263ZM198 262H196V263L198 264ZM154 263L159 264L158 262H154ZM185 264H192V262L187 261V263H185ZM208 264H212V263L209 262Z\"/></svg>",
  "mask_w": 264,
  "mask_h": 264
}]
</instances>
